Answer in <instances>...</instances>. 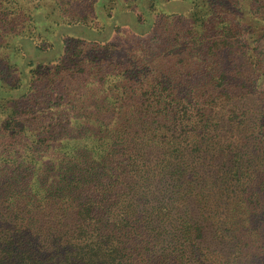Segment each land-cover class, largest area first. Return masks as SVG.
I'll use <instances>...</instances> for the list:
<instances>
[{
  "label": "trees",
  "instance_id": "trees-1",
  "mask_svg": "<svg viewBox=\"0 0 264 264\" xmlns=\"http://www.w3.org/2000/svg\"><path fill=\"white\" fill-rule=\"evenodd\" d=\"M165 1L0 0V264H264V0Z\"/></svg>",
  "mask_w": 264,
  "mask_h": 264
},
{
  "label": "rangeland",
  "instance_id": "rangeland-1",
  "mask_svg": "<svg viewBox=\"0 0 264 264\" xmlns=\"http://www.w3.org/2000/svg\"><path fill=\"white\" fill-rule=\"evenodd\" d=\"M191 0H168L161 4V10L166 13H179L186 14L189 11ZM42 18L41 13L35 15V19ZM119 25L123 27L118 34L114 32L113 26ZM38 29L43 32V23L37 22ZM131 30L137 33H143L146 30V25L138 22L134 12L126 10H118L114 13L110 22L103 29H95L84 25H71L62 27L64 34L79 37L86 40H96V41H108L111 40L117 45H133L138 36L135 33L128 31ZM123 31L126 33L122 34ZM114 32V33H113ZM121 33V34H120ZM53 47L49 50H38L34 47L32 41L29 38H20L19 42L23 46L25 57L40 61L47 62L54 60L62 50V42L58 37L53 36Z\"/></svg>",
  "mask_w": 264,
  "mask_h": 264
}]
</instances>
